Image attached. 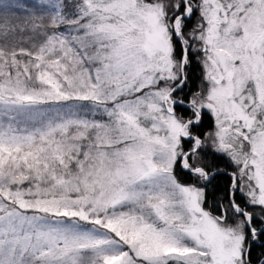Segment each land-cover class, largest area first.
Masks as SVG:
<instances>
[{
    "label": "snow or ice",
    "instance_id": "obj_1",
    "mask_svg": "<svg viewBox=\"0 0 264 264\" xmlns=\"http://www.w3.org/2000/svg\"><path fill=\"white\" fill-rule=\"evenodd\" d=\"M0 264H264V0H0Z\"/></svg>",
    "mask_w": 264,
    "mask_h": 264
},
{
    "label": "trees",
    "instance_id": "obj_2",
    "mask_svg": "<svg viewBox=\"0 0 264 264\" xmlns=\"http://www.w3.org/2000/svg\"><path fill=\"white\" fill-rule=\"evenodd\" d=\"M194 75L198 76L199 75V69L197 68L196 72L194 73Z\"/></svg>",
    "mask_w": 264,
    "mask_h": 264
}]
</instances>
